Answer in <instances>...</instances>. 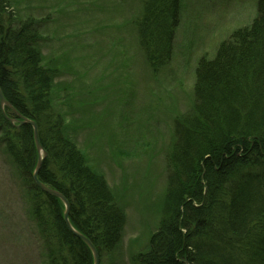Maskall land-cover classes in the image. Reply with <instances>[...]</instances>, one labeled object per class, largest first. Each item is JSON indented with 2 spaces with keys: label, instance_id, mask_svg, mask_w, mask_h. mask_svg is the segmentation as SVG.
<instances>
[{
  "label": "trees",
  "instance_id": "trees-1",
  "mask_svg": "<svg viewBox=\"0 0 264 264\" xmlns=\"http://www.w3.org/2000/svg\"><path fill=\"white\" fill-rule=\"evenodd\" d=\"M136 44L152 75L170 62L181 0H140ZM8 5L0 0V15ZM249 24L234 29L194 70L195 102L173 121L161 221L135 264H264V0ZM0 24V155L30 208L42 264H93L89 248L63 221L64 205L31 178L37 152L34 120L46 158L38 179L69 203V221L99 254L111 256L124 218L105 179L95 174L62 132L48 100L52 70L42 66L36 18Z\"/></svg>",
  "mask_w": 264,
  "mask_h": 264
},
{
  "label": "rangeland",
  "instance_id": "rangeland-1",
  "mask_svg": "<svg viewBox=\"0 0 264 264\" xmlns=\"http://www.w3.org/2000/svg\"><path fill=\"white\" fill-rule=\"evenodd\" d=\"M4 2L0 24L28 17L40 24L36 47L53 72L48 100L65 137L105 179L123 214L118 245L100 264H135L161 221L173 121L195 102V67L249 24L256 0H181L173 55L156 75L136 44L140 0ZM15 177L0 155V264H42L31 241L36 224Z\"/></svg>",
  "mask_w": 264,
  "mask_h": 264
},
{
  "label": "water",
  "instance_id": "water-1",
  "mask_svg": "<svg viewBox=\"0 0 264 264\" xmlns=\"http://www.w3.org/2000/svg\"><path fill=\"white\" fill-rule=\"evenodd\" d=\"M0 108L1 110H3L4 108H9L11 110H13L12 106L5 100L2 91L0 89ZM17 118L15 119H9L10 123H17L18 125H30L32 127L33 130V138H34V143H35V147H36V152H37V161L35 164V168L32 174V179L35 183V185L45 194L50 195V196H54L56 198H58L64 205V212H63V221L65 223V226L67 227L68 231L74 235L76 238H78L79 240H81L91 251L92 253V257H93V264H99V255H98V251L97 249L93 246V244L88 240L87 237H85L83 234H80L79 232H77L73 226L70 224L69 221V203L66 200V198L60 194L59 192H57L56 190H53L47 186H45L43 183H41L38 179V174L39 171L43 165V162L46 158V152L43 149L40 141H39V135H38V126L37 123L34 120H29L28 118L20 115V114H16Z\"/></svg>",
  "mask_w": 264,
  "mask_h": 264
},
{
  "label": "bare ground",
  "instance_id": "bare-ground-1",
  "mask_svg": "<svg viewBox=\"0 0 264 264\" xmlns=\"http://www.w3.org/2000/svg\"><path fill=\"white\" fill-rule=\"evenodd\" d=\"M89 240V239H88ZM90 241V240H89ZM91 242V241H90Z\"/></svg>",
  "mask_w": 264,
  "mask_h": 264
}]
</instances>
